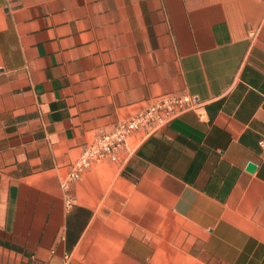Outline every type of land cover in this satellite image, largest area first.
Returning a JSON list of instances; mask_svg holds the SVG:
<instances>
[{
	"label": "crops",
	"instance_id": "crops-1",
	"mask_svg": "<svg viewBox=\"0 0 264 264\" xmlns=\"http://www.w3.org/2000/svg\"><path fill=\"white\" fill-rule=\"evenodd\" d=\"M0 264H264V0H0Z\"/></svg>",
	"mask_w": 264,
	"mask_h": 264
},
{
	"label": "built area",
	"instance_id": "built-area-1",
	"mask_svg": "<svg viewBox=\"0 0 264 264\" xmlns=\"http://www.w3.org/2000/svg\"><path fill=\"white\" fill-rule=\"evenodd\" d=\"M194 105L195 100L187 93L155 96L144 109L99 133L69 165L67 179H78L86 168L116 152L132 134L140 132L142 136H149Z\"/></svg>",
	"mask_w": 264,
	"mask_h": 264
},
{
	"label": "water",
	"instance_id": "water-1",
	"mask_svg": "<svg viewBox=\"0 0 264 264\" xmlns=\"http://www.w3.org/2000/svg\"><path fill=\"white\" fill-rule=\"evenodd\" d=\"M254 169H255V165L253 163H251V162L248 163L247 170L250 171V172H252Z\"/></svg>",
	"mask_w": 264,
	"mask_h": 264
}]
</instances>
